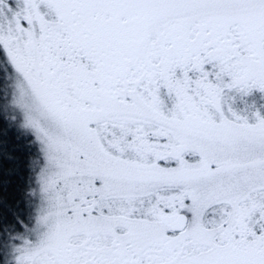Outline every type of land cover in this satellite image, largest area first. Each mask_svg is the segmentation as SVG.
Wrapping results in <instances>:
<instances>
[{
	"label": "snow or ice",
	"instance_id": "snow-or-ice-1",
	"mask_svg": "<svg viewBox=\"0 0 264 264\" xmlns=\"http://www.w3.org/2000/svg\"><path fill=\"white\" fill-rule=\"evenodd\" d=\"M0 264H264V0H0Z\"/></svg>",
	"mask_w": 264,
	"mask_h": 264
},
{
	"label": "trees",
	"instance_id": "trees-1",
	"mask_svg": "<svg viewBox=\"0 0 264 264\" xmlns=\"http://www.w3.org/2000/svg\"><path fill=\"white\" fill-rule=\"evenodd\" d=\"M26 177H27V172L22 171L19 176H13L10 178L11 184L8 187V192L10 196L18 197L21 194Z\"/></svg>",
	"mask_w": 264,
	"mask_h": 264
}]
</instances>
